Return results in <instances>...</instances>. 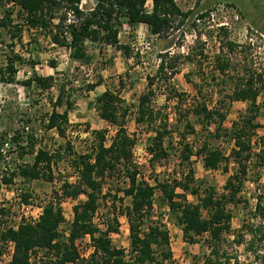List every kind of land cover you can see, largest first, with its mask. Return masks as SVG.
Masks as SVG:
<instances>
[{
  "label": "trees",
  "instance_id": "obj_1",
  "mask_svg": "<svg viewBox=\"0 0 264 264\" xmlns=\"http://www.w3.org/2000/svg\"><path fill=\"white\" fill-rule=\"evenodd\" d=\"M91 10L84 12L81 0H9L18 7L25 26L29 30L45 33L50 42L60 48L69 51V58L75 62H88L90 57L86 51V43H103L107 46L123 48L125 56H129V48L119 45V32L122 25L134 28L141 24L148 28L151 35L166 37L173 29L176 19L188 16L182 13L175 0H152L151 12L145 11L147 0H93ZM5 7V6H4ZM14 9L5 8L0 17V41L3 33L9 38L20 40L22 25L14 23ZM72 15L73 19H67ZM57 20L56 23H53ZM69 21V23H67ZM181 23V21H179ZM179 24L175 25L177 27ZM235 43H227V53L221 51L214 57L216 77L211 78V96L222 95L227 81L234 82L227 89L222 98L213 101L203 96V86L194 85L195 95L192 96L193 106L183 121L176 120V126L169 125L168 116L159 118V110L154 105L153 99L156 91H162L160 83L168 84L170 94L167 100L173 98L176 104H182L187 100V95L178 92L171 87L173 77L178 74L176 67L166 63V53L160 55V60L155 73L147 76L146 91L138 98L136 105L135 123L145 127L147 134L152 133L146 139L145 150L149 155L151 165L160 163L170 156L169 143L172 135L182 128L178 134L179 165L181 177L179 179H153L154 185H150L140 177L138 168L132 159V148L135 139L125 129V118L128 108L124 105L121 91L124 84L118 83V90H105L96 97V110L98 117L111 126L116 127L114 136L106 145V132L94 131L95 145L90 152L77 155L73 159L77 181L74 183L63 182L59 192L48 201L42 208L37 220L23 222L17 227H4L0 230V255L2 248L12 243L13 251L7 264H173L170 249V237L164 224L161 222V213L154 214L155 198L159 200L158 208L167 207L175 226L182 233V240L186 244H195L197 238L208 235L210 254L220 260L219 251L222 243L226 241V235L231 231L232 215L228 211L229 204L239 202L243 181L247 175L248 164L253 156L252 141L254 132L260 128L258 117L260 107L257 98L260 93V75H244L236 78L231 72L235 66L231 59ZM20 58L16 55L8 57L6 66L0 70V80L3 83H13L17 72L15 62ZM174 58H169L168 62ZM189 60V57L187 58ZM194 60V59H190ZM32 67L36 63H31ZM51 68H56L51 63ZM56 76H58L56 74ZM102 84L98 78L87 86L88 91H94ZM26 87L32 85L42 91H48L55 87L57 94L51 112L48 115L45 130H55L60 137L65 136L69 125V114L73 110L74 101L68 93L64 81L55 76L33 75L23 82ZM233 102H244L247 107L244 114L232 123L230 130L223 127L229 107ZM60 110V111H59ZM194 116L191 121L189 116ZM196 126L200 127V133H207L205 140L197 143L195 149L187 142V136L199 135ZM213 126L212 133L208 132ZM26 128V126H25ZM21 129L15 131L9 139L3 135L0 137V159H3L2 148L7 152L18 154L22 157L29 149L34 153L31 164L16 166L7 174L0 175V182L9 185L16 177L25 182H31L45 178L52 181V166L56 165L61 156L58 153L50 154L42 149L34 150L35 134ZM230 139L233 148L229 155L224 150L212 145L211 141ZM205 137V136H204ZM204 139V138H203ZM260 147V146H259ZM67 150L72 153V148L67 143ZM200 158L206 169L218 170L228 173V164L233 161L237 166L235 173L228 176L222 195H218L213 186H208L201 191L199 183L192 168V157ZM255 156L258 166H264V149L257 151ZM223 164V165H222ZM222 165V166H221ZM186 170V171H184ZM123 178L125 187L117 189L124 197L130 198V205L121 208L122 199L113 195L114 200L120 202L119 216H123L128 225L129 259L126 260L125 251L112 247L109 235L119 231L118 216L113 217V223H107L106 229L101 230L93 221L98 207V201L102 193V186L106 180L114 181ZM123 182V183H124ZM179 191V192H178ZM160 193L156 197V193ZM84 195L85 200L76 203L72 207V221L69 225V233L64 236L59 227L65 222L61 204L66 199L77 200ZM187 195L195 196L197 203L187 201ZM30 195L21 194L23 204H28ZM256 208L260 210V204ZM7 210L0 203V220L6 216ZM264 218V208L261 212ZM253 238L264 240V227L258 226L252 230ZM88 237L93 248L88 258H81L76 248V241ZM235 239L232 240V242ZM252 248V244L248 249ZM158 250V255H157ZM227 262L231 258H227Z\"/></svg>",
  "mask_w": 264,
  "mask_h": 264
},
{
  "label": "rangeland",
  "instance_id": "obj_2",
  "mask_svg": "<svg viewBox=\"0 0 264 264\" xmlns=\"http://www.w3.org/2000/svg\"><path fill=\"white\" fill-rule=\"evenodd\" d=\"M8 1L0 0V17L5 8H13L14 23L22 25V33L20 40L14 41L7 33H3L0 41V70L6 66L8 57L16 55L20 58L15 62L17 72L14 82L7 84L0 80V137L4 135L9 139L15 131L24 129L25 132L26 126L29 128L28 132L34 133L36 137L34 152L37 149L50 154L59 152L61 159L52 166V181L41 178L25 182L16 177L9 185L0 182V203L7 210L6 216L0 220V230L4 227L15 228L20 223L36 220L39 209L55 197V193L59 192V187L63 182L77 181L73 159L77 155L91 151L95 145L94 131H105L106 145L110 143L116 127L98 117L95 100L105 90L117 91L120 81L124 84L121 97L128 108L125 129L135 139L132 159L138 168L140 177L150 185H154V178L179 179L183 165H179V148L175 143L179 137L177 133H183L182 128L171 136L172 146H169L167 140L165 141L166 147L167 145L169 147L170 156L160 163L151 165L145 145L147 137L152 133L147 134L145 127L135 123L138 98L147 88L146 77L155 73L160 55L166 53L168 59L174 58L169 62L166 59V63L176 67L178 72L170 84L176 91L185 93L187 100L179 105L173 98L167 100V95L171 93L170 87L163 83H160L162 91H156L153 99L155 107L160 112L159 118L163 119L165 115L168 116L169 125L174 127L177 125L176 120L183 121V116L187 115L193 106L191 98L195 95V84H201L203 96L205 99H211V78L217 76L214 57L221 49L227 53V43H235L233 53L230 54L235 71L231 73L236 78L250 74L260 75L263 80L259 86L260 93L257 98L260 107L258 117L260 128L254 132L252 137V141L258 143L260 147L257 144L252 145L253 156L248 164L242 189L238 194L239 202L227 206L232 215L231 231L225 236L226 241L220 246V260H215L216 256L210 254V244L206 234L197 238L195 244H185L183 240H178L177 229L180 228L175 226L173 222L175 220L166 206L157 207L159 203L157 198L154 203V214L161 213V222L169 233L173 264H183L181 263L182 258L189 259L190 264H264V240L259 241L257 237L253 238L252 234L255 227L259 225L264 227V218L260 217L264 208V166H258L254 156L257 151L264 149V0L178 1L176 5L183 14L188 12V16L185 18L179 16L175 23L179 25L177 27L174 25L166 37L151 35L145 25L131 28L123 24L118 36L119 45L129 48V56H125L123 48L87 42L86 51L90 57L88 62L72 61L66 48L52 44L45 33L29 30L21 15L18 14V7ZM93 6V0H82L80 3L84 12L89 11ZM67 19H73V16L68 15ZM56 22L57 20H54L53 23ZM31 63H36L34 68ZM51 63H54L56 68H51ZM33 75L55 76L64 81L66 88L69 89L68 93L74 101V107L69 114V125L64 137H60L55 130H45L46 121L57 94L56 88L42 91L33 85L24 86L23 82ZM98 78L102 80V84L94 91H88L87 86ZM233 83V81H227L221 86L224 87L222 95L218 97L215 94L212 100L223 99V95L228 93L227 89ZM246 107L244 102L231 103L223 127L230 130L232 123L244 114ZM189 119L195 120L192 115ZM196 130L200 133L199 126H196ZM212 130L213 126L208 132L211 134ZM202 133L200 137L195 134L187 136V142L196 149L199 145L197 143L205 140L207 136V133ZM222 137L225 135L222 134ZM226 137L217 142L213 140L211 143L229 155L233 142ZM67 143L72 148L73 154L67 150ZM25 152L22 157H18V154L8 153L7 148L3 147L0 175H9L16 166L31 164L34 153L32 154L29 149ZM191 161L195 178L199 183L201 182V191L208 186H213L218 195L224 193L223 187L228 176L237 170L233 161L228 164L227 174L223 173L221 168L215 171L206 169L202 160L195 156L191 158ZM124 181L123 178H117L114 181L106 180L102 186L93 221L101 230H105L106 224L113 223V217L118 216L119 231L116 234H110L109 238L112 247L124 250L127 254L126 260H128L130 256L128 225L126 219L117 214L120 202L113 199L117 189L121 191L125 187ZM22 193L31 196L26 204L31 206L28 210L22 207ZM116 195L117 198L122 199L121 208L130 205V198L124 197L121 192ZM159 195L160 193L157 192L156 197ZM85 199V196L81 195L77 200L66 199L62 202L65 222L60 225V231L69 230L68 222L72 220V207ZM186 199L190 203L198 202L195 196L187 195ZM257 203L260 204V210L256 208ZM233 239L235 242H232ZM76 243L81 255L88 258L91 255L88 253L91 246L89 238L84 237ZM251 244L252 248L248 249ZM12 251L11 245L2 248L0 264L9 262ZM227 258L231 260L227 262Z\"/></svg>",
  "mask_w": 264,
  "mask_h": 264
},
{
  "label": "built area",
  "instance_id": "obj_3",
  "mask_svg": "<svg viewBox=\"0 0 264 264\" xmlns=\"http://www.w3.org/2000/svg\"><path fill=\"white\" fill-rule=\"evenodd\" d=\"M178 1H181V0H175L176 3H177ZM151 9H152V0H147V2H146V4H145V11H146L147 13H149V12H151ZM25 130H28V127H26ZM132 154H133V150H132ZM75 178L77 179V175L75 176ZM19 192H21V191H19ZM22 207L25 208L26 210H28V209L31 208L30 205H26V204H25V206L22 204ZM40 214H41V209H39V211H38L37 219H38V216H39ZM32 218L34 219V217H32ZM37 219H36V220H37ZM34 220H35V219H34ZM71 221H72V220H71ZM71 221L68 222L69 225H70ZM69 225H68V226H69ZM59 228H60V227H59ZM58 231H59L60 233H63L64 236H67L68 233H69V231H64V232H62V231H60V229H59ZM9 245L12 246V243H9ZM75 245H76V248H77V250H78V253H79L80 257H81V258H87V256L81 255V253H80V251H79V248H78V246H77V243H76ZM92 250H93V248L90 246L89 249H88V253H91ZM181 263H183V264H190V261H189V259H184V258H182V259H181Z\"/></svg>",
  "mask_w": 264,
  "mask_h": 264
},
{
  "label": "crops",
  "instance_id": "obj_4",
  "mask_svg": "<svg viewBox=\"0 0 264 264\" xmlns=\"http://www.w3.org/2000/svg\"><path fill=\"white\" fill-rule=\"evenodd\" d=\"M82 1V0H81ZM92 9V8H91ZM90 9V10H91ZM143 24H141L140 26H142ZM177 232H179V234H178V240L179 239H181L182 240V233H181V230L180 229H177ZM182 244H184V243H182ZM186 244V243H185Z\"/></svg>",
  "mask_w": 264,
  "mask_h": 264
}]
</instances>
